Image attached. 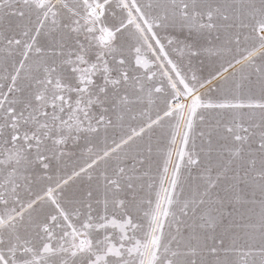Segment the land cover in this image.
<instances>
[{"label":"snow or ice","instance_id":"obj_1","mask_svg":"<svg viewBox=\"0 0 264 264\" xmlns=\"http://www.w3.org/2000/svg\"><path fill=\"white\" fill-rule=\"evenodd\" d=\"M0 264H264V0H0Z\"/></svg>","mask_w":264,"mask_h":264}]
</instances>
